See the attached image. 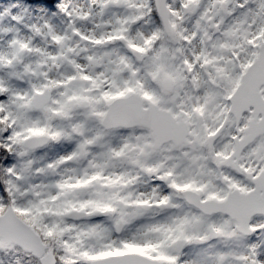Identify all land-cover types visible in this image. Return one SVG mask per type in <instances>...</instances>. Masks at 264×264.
Wrapping results in <instances>:
<instances>
[{"label": "snow or ice", "instance_id": "snow-or-ice-1", "mask_svg": "<svg viewBox=\"0 0 264 264\" xmlns=\"http://www.w3.org/2000/svg\"><path fill=\"white\" fill-rule=\"evenodd\" d=\"M0 264H264V0H0Z\"/></svg>", "mask_w": 264, "mask_h": 264}]
</instances>
